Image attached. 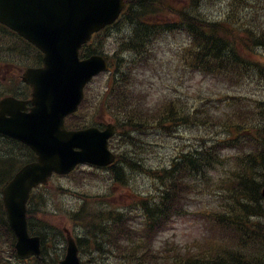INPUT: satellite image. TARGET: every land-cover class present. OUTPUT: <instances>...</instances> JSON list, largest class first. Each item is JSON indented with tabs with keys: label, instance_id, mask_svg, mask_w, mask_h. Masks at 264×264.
Instances as JSON below:
<instances>
[{
	"label": "trees",
	"instance_id": "trees-1",
	"mask_svg": "<svg viewBox=\"0 0 264 264\" xmlns=\"http://www.w3.org/2000/svg\"><path fill=\"white\" fill-rule=\"evenodd\" d=\"M187 5L177 9L169 3V0H127V7L115 24L116 26L114 25V28L108 26L96 33L93 41L82 49L83 56L107 52L105 43L107 39L109 40L113 30L117 29L115 39L116 42L119 39L118 49L113 57L110 56L113 64L115 63L114 58L117 63L116 66H112L111 70L113 71L109 75L111 87L98 96V104L95 109L94 100L89 98L90 96L89 99L86 98L81 111L67 119L70 128L97 124L96 115L100 116L101 113L108 110L119 123L123 136H126L128 141L132 140V144L136 146L138 134L135 135L134 131L139 134L147 128L171 131L179 122H189L190 120L197 124L194 112L180 113L178 106L173 101L166 106L165 110L155 111L150 108L135 86L134 64L125 57L128 52H134L140 58L152 53L157 38L172 30L173 26L179 25L165 18L172 12L180 17L183 23V25L177 26V29L191 32L194 38L196 37L194 44L197 45V48L186 53L187 61L192 65L195 63L198 65L197 57L203 53L207 57V64L217 62V68L222 70V76L240 79L246 71L243 64L246 63V59L240 55L243 35L241 29L248 26L244 18L236 13L230 15L229 21L237 29L221 28L220 24L213 23H207V27L204 28V22L207 21L206 18L200 17L202 15L201 0H188ZM236 6L240 7L241 1ZM7 31L8 28L0 24V57L4 61L13 62L11 54L14 52V48L11 42H7ZM222 31L229 32L235 43L230 42L229 48L226 46L228 41L223 40L221 49L217 53V50L213 49V45L211 46L208 42L207 37H202V35L209 32L210 36H214ZM3 34L5 37L1 39ZM145 58L147 59V56ZM123 68L125 71H122ZM126 93L136 95L139 99L134 103L132 100L130 103L122 102L120 107L123 112H119L116 100L122 98ZM106 94L105 103L108 109L103 101ZM88 102H90V110L93 109L92 115H89L87 107L83 109ZM143 110L148 114L142 113ZM194 110L197 111L198 108ZM260 116L262 118L246 120L238 115L237 110H233L229 111L221 121L232 141L227 146L237 147L238 151L229 158L230 168L225 174L227 189L224 193L231 201L216 211L214 221L224 232L231 233L234 236L233 240H224L209 250L195 255L196 257L181 251L159 250L153 244V236L157 230L172 214L177 213L176 208L179 205L183 189L186 184L189 186L187 181L194 180L203 173L219 169L222 161L220 144L198 145L178 153L169 166L156 170L143 165L146 171L161 180L162 190L159 196L162 197V200L150 202L148 198H144L135 201L136 209L139 207L141 209L142 220L140 223L129 225L126 228L127 218L123 214L112 215L113 232L123 231L130 240L132 252L126 253L124 259L126 264H264V199L261 195V188L264 184V113H261ZM5 139L13 142L9 138ZM8 152H12V150L9 149ZM8 152L4 155L0 152V188L11 178L22 158L13 152L14 159L11 160L13 156ZM130 157L135 158L132 155ZM33 158L34 153L28 152L25 161ZM119 159L122 157L120 156ZM135 161L126 158L123 163H132L136 166L135 168H139L142 164L133 163ZM123 167V164L118 165L117 181L122 178V172L127 168ZM112 172L114 173L115 170ZM0 211H3L2 205ZM131 211L133 210L129 209V212ZM243 237H247L248 244L231 249L235 244L242 243Z\"/></svg>",
	"mask_w": 264,
	"mask_h": 264
},
{
	"label": "water",
	"instance_id": "water-1",
	"mask_svg": "<svg viewBox=\"0 0 264 264\" xmlns=\"http://www.w3.org/2000/svg\"><path fill=\"white\" fill-rule=\"evenodd\" d=\"M125 0H0V21L16 29L45 52V65L31 68L24 80L34 87L31 112L14 97L0 101V132L28 143L38 154L4 189L20 257L40 253V239L27 230L26 201L31 188L47 182L54 171L68 173L78 163L106 165L114 160L108 139L115 127L67 130L65 116L77 110L85 84L106 60L93 55L80 60L79 49L91 34L113 22ZM264 194V192H263ZM69 236L68 254L59 264H80Z\"/></svg>",
	"mask_w": 264,
	"mask_h": 264
},
{
	"label": "rangeland",
	"instance_id": "rangeland-1",
	"mask_svg": "<svg viewBox=\"0 0 264 264\" xmlns=\"http://www.w3.org/2000/svg\"><path fill=\"white\" fill-rule=\"evenodd\" d=\"M169 3L176 8H181L186 4L184 0H169ZM227 8V0H207L205 4H202V12L205 14H209L212 16H220L223 14L225 9ZM264 16V11H262ZM206 18L207 16L204 15ZM167 19L175 20L176 17L172 15H166ZM201 18H203L201 16ZM188 43L187 35L183 32H176L175 34H167L161 39H159L154 46V50L156 51V55L150 60L149 66L144 68H138L135 70L136 74V88L141 92L144 101L146 103H151L159 100L165 95H169L174 93V95H178L182 98L188 99L192 101L197 96L196 93H200L202 95L201 100L204 101V97L210 98L206 101L209 112H218L224 107L222 101L214 98L215 96L222 93L220 95L223 99L227 98L229 95L240 93L243 91L240 87L231 88L221 81L209 77L204 76L201 73H197L195 69H190L189 71L185 70L179 62V54L181 46ZM116 39L115 35L111 36L110 39L105 43V50L114 55L116 50ZM9 68H1L0 69V93L5 91L9 85L7 82L1 79L2 75L7 76L9 73ZM14 72L17 70L14 69ZM109 73L101 74L98 76L94 82H92L93 86L91 89L95 91L103 92L105 91V87L109 88L108 84ZM107 94L104 97V104L106 106ZM130 99L124 94L122 98L116 100L118 104V111L123 112L120 105L122 102L130 103ZM107 108V106H106ZM108 109V108H107ZM106 114V122L110 120L108 116V110L102 114L103 118ZM95 118V117H94ZM100 118V117H99ZM101 119V118H100ZM194 135H201L199 128H195L192 126H183L180 128L178 133H174L169 137H164V145L161 147H156L154 150H151L149 153L144 154L146 160H150L156 164H161L164 160L161 159V156L167 152L171 153L177 144H182L184 142H189L194 138ZM157 135H152V137H156ZM2 146L1 149H7V144L4 140L1 139ZM137 145L134 146L132 144V140L128 141L125 136L120 137L115 142V147L119 152H125L128 156H135L138 153L146 151L150 148L148 144H145L144 147H141L142 144L139 140L136 142ZM230 150H226L225 152L229 153ZM137 170L134 166L127 167V172L129 175L128 181L131 185L128 184H119L113 183L110 179L105 178L103 176H107L106 173L109 171H96L91 169L90 172L96 173L92 176L89 175L88 181L84 179H76L74 177L71 178H61L56 179L55 181L63 184H77L87 182L89 187H92V192L99 190H110L111 193V201L112 202H124L129 197L135 195V190H153L154 187L152 185V180L147 178L144 174V170L139 167ZM97 189V190H96ZM80 191L82 189H79ZM67 199H71L72 201L76 200V198H72L70 196L66 197ZM200 197L197 202L192 206L193 210H197L202 207L200 204ZM207 200L210 204L213 203L212 198L207 196ZM93 200L90 199L89 202ZM57 206H55L56 208ZM199 214H193L189 216L182 217H173L171 221L165 226L164 230L157 235L159 240H163L166 238L176 239L182 243H189L193 241L196 237H198L203 229L202 222L199 220ZM50 221L56 224L57 228H61L62 230L69 226L73 232L81 234V229H74L75 224L72 221H69V216L65 213H50ZM66 244V242H65ZM51 247V245H49ZM64 247V245H62ZM4 253L3 258L6 260H11V263L8 264H29V262L18 263L15 257L9 252V249L4 245ZM62 251V250H61ZM63 252V251H62ZM106 254H101V257L107 261ZM9 257V258H8ZM89 263H94L96 261V257L92 254H89L87 257Z\"/></svg>",
	"mask_w": 264,
	"mask_h": 264
},
{
	"label": "bare ground",
	"instance_id": "bare-ground-1",
	"mask_svg": "<svg viewBox=\"0 0 264 264\" xmlns=\"http://www.w3.org/2000/svg\"><path fill=\"white\" fill-rule=\"evenodd\" d=\"M204 0H201V2H203ZM0 152H2L3 153V155L4 154H6V152H8V151H5V150H3V149H1L0 148ZM9 154H11L12 156H13V158L11 159V160H13L14 159V153L13 152H8Z\"/></svg>",
	"mask_w": 264,
	"mask_h": 264
}]
</instances>
